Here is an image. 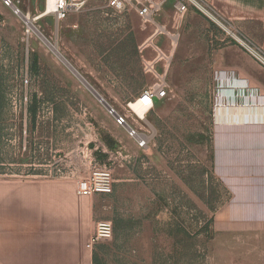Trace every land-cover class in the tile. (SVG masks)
Wrapping results in <instances>:
<instances>
[{
	"label": "rangeland",
	"instance_id": "rangeland-1",
	"mask_svg": "<svg viewBox=\"0 0 264 264\" xmlns=\"http://www.w3.org/2000/svg\"><path fill=\"white\" fill-rule=\"evenodd\" d=\"M14 2L36 18L38 31L28 33L21 14L0 0V175L25 178L69 168L82 177L96 167H111L113 191L100 195V219L111 221L114 233L100 241L102 264L257 260L229 250L228 238L213 229L229 194L212 162L219 48L210 38L206 44L204 23L196 21L189 30L171 0L155 22L135 10L115 12L106 0H90L61 21L51 14L37 18L45 0ZM157 73H166L170 98L159 100L140 120L127 103L152 87ZM88 83L150 136L146 148L117 124ZM35 140L43 142L42 155L35 153ZM67 149L69 160L63 156Z\"/></svg>",
	"mask_w": 264,
	"mask_h": 264
},
{
	"label": "crops",
	"instance_id": "crops-1",
	"mask_svg": "<svg viewBox=\"0 0 264 264\" xmlns=\"http://www.w3.org/2000/svg\"><path fill=\"white\" fill-rule=\"evenodd\" d=\"M210 1L264 48V0ZM185 16L189 30L202 21L206 44L210 38L219 48L211 152L214 172L229 198L213 229L228 238L229 250L259 256L252 264H264V67L196 10ZM2 53L0 34V77ZM27 143L25 137L23 149ZM34 144L35 153L42 155L43 142ZM63 153L69 160L70 150ZM13 177L0 175V264H102V243L87 248L96 225L104 221L101 194L79 195L78 177L69 168Z\"/></svg>",
	"mask_w": 264,
	"mask_h": 264
},
{
	"label": "built area",
	"instance_id": "built-area-1",
	"mask_svg": "<svg viewBox=\"0 0 264 264\" xmlns=\"http://www.w3.org/2000/svg\"><path fill=\"white\" fill-rule=\"evenodd\" d=\"M90 0H45L44 13L53 15L56 20L61 21L68 18L71 14L81 12L86 8ZM169 0H106L107 6L118 13L135 10L146 22H155V17L160 14L165 4ZM175 11L179 15L187 13L194 9L212 22H214L227 35V37L241 46L255 60L264 67V48L256 44L244 33H242L231 21L224 17L212 4L210 0H171ZM3 4L8 7H14L15 13L21 11L15 5L14 0H2ZM158 28L166 29V26L157 24ZM28 27V26H27ZM27 32H30L28 27ZM174 37V35H171ZM158 80L156 83L145 89L135 98L133 104L139 103L144 109V114H148L159 100L170 98L169 84L166 80V73H157ZM128 107L134 112L140 120H144L133 108L131 102L127 103ZM115 115L116 122L125 126L127 133L132 137L140 148H146L149 144L150 136L141 131L138 126L131 125L125 117L117 113L113 108L110 111ZM59 172V170H57ZM113 174L111 167L105 165L96 167L89 175L77 178V193L82 196H93L95 194H109L113 191ZM114 227L111 221H100L92 233L87 248L93 247L104 239L113 236Z\"/></svg>",
	"mask_w": 264,
	"mask_h": 264
},
{
	"label": "bare ground",
	"instance_id": "bare-ground-1",
	"mask_svg": "<svg viewBox=\"0 0 264 264\" xmlns=\"http://www.w3.org/2000/svg\"><path fill=\"white\" fill-rule=\"evenodd\" d=\"M19 14H21V16L23 17V19L25 20V22L27 23V26L29 28H34L35 30L34 31H38L36 26H35V23H34V20L36 19H33L29 13H25V12H20ZM46 15V12L44 13H41L37 18H41V17H44ZM48 42H50V45L53 49H55L56 51H59V48H58V45L56 43H52L51 41L48 40ZM134 101H131V104L133 106V108L136 110V112H138V114L145 120L147 115L144 114V109L140 106L139 103L137 104H133Z\"/></svg>",
	"mask_w": 264,
	"mask_h": 264
},
{
	"label": "water",
	"instance_id": "water-1",
	"mask_svg": "<svg viewBox=\"0 0 264 264\" xmlns=\"http://www.w3.org/2000/svg\"><path fill=\"white\" fill-rule=\"evenodd\" d=\"M61 54V53H60ZM62 56V55H61ZM63 57V56H62ZM66 62H67V60H66ZM68 64H69V62H68ZM71 66V65H70ZM72 68H73V66H71ZM74 70H76L75 68H74ZM76 72H77V70H76ZM85 80V79H84ZM86 83H87V81H86ZM88 86H89V88H90V90L92 91V93L110 110V111H112L113 110V108H112V106L105 100V98L96 90V89H94L91 85H89V83H88Z\"/></svg>",
	"mask_w": 264,
	"mask_h": 264
}]
</instances>
